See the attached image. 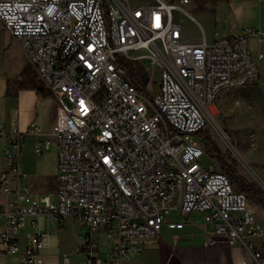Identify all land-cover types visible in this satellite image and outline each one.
I'll use <instances>...</instances> for the list:
<instances>
[{
	"label": "built area",
	"instance_id": "2783aa9c",
	"mask_svg": "<svg viewBox=\"0 0 264 264\" xmlns=\"http://www.w3.org/2000/svg\"><path fill=\"white\" fill-rule=\"evenodd\" d=\"M189 3L0 0V23L57 102L51 129L34 142L37 154L42 147L56 152L53 197L31 196L20 168L23 134L0 123L8 163L0 172V196L9 197L0 201V254L18 255L17 264H45L50 232L42 220L70 216L86 228L77 245L82 264H123L158 238L164 223L179 230L185 218L199 214L190 222L207 226L203 246L222 237L246 250L241 264H264L251 241L263 229L249 199L214 167L200 135L216 121L223 94L258 79L262 54H252L248 40H263L264 33L245 28L209 41L198 24L200 40L187 41L174 13L190 15ZM132 68L139 69L141 87L128 73ZM250 140L254 147L255 135ZM172 188H179V201H171ZM174 214L181 221L168 220ZM26 225L30 230L23 232ZM101 231L107 249L99 246Z\"/></svg>",
	"mask_w": 264,
	"mask_h": 264
},
{
	"label": "crops",
	"instance_id": "0c3cea01",
	"mask_svg": "<svg viewBox=\"0 0 264 264\" xmlns=\"http://www.w3.org/2000/svg\"><path fill=\"white\" fill-rule=\"evenodd\" d=\"M250 2L252 5L247 7L250 8V18L246 22L242 21L244 17L236 18L235 16V22L231 25L229 22V24L226 23L225 18H221L222 21L218 26L220 31H213L211 38L216 34L221 40H225L245 28H252L258 34H263L264 0H250ZM205 6L211 9L214 7L209 2H206ZM209 17L215 20L212 12ZM183 33V37L187 41L198 42L200 40V37L198 40H192L185 31ZM248 47L252 54L261 53L262 57L257 60L258 79L248 83L247 87L244 86L248 97L246 104L248 106L249 102H254L262 119L264 118V39L259 40L256 36H252L248 40ZM16 48L19 53L16 68L8 72L0 65V123L7 131L15 128L23 134L20 168L29 176L28 187L31 196L49 194L53 197L56 191V152L54 149H43L42 147V152L37 154L34 151V142L42 141L44 132L51 129L57 113V102L50 92L46 96L38 92V88L43 87L42 82L26 61L20 48ZM27 65L30 67L29 75L24 74ZM31 128L40 130V133L32 135L29 133ZM4 146L5 142L0 140V172L8 168L3 154ZM260 165H264V163ZM262 174L264 183V172ZM7 199L9 197L0 196L1 202H5ZM248 208L263 229V234L251 238V241L264 253V207L249 199ZM199 218V214L189 215L188 218H185L188 222L184 228L179 230H172L164 223L159 237L146 240L142 249L132 253L123 264H241V261L247 258V252L240 244H229L222 237L216 238L213 244L203 246L202 235L207 226L201 222H190ZM181 219L182 217L176 214L168 218L170 221H181ZM42 222L44 228L50 232L42 249L45 264H82V254H71L68 262L64 263L62 255L66 253H62L60 249L59 235L61 229L69 224L74 238V247H76L86 228L78 225L70 216L62 222L53 219H43ZM29 230L26 225L23 232ZM99 242H106L102 231L99 235ZM99 246H101L100 243ZM102 246H104L103 249L109 247L107 242ZM105 255V250L100 251L101 257L104 258ZM74 257L76 258L74 259ZM17 258L18 255L0 254V264H17Z\"/></svg>",
	"mask_w": 264,
	"mask_h": 264
},
{
	"label": "rangeland",
	"instance_id": "374dc122",
	"mask_svg": "<svg viewBox=\"0 0 264 264\" xmlns=\"http://www.w3.org/2000/svg\"><path fill=\"white\" fill-rule=\"evenodd\" d=\"M167 1L171 2L173 0ZM206 2L214 5L213 9L206 8ZM251 5L250 0H190V4L185 6V11L190 15L179 11L175 12L174 15L182 23L183 31L191 36L192 40L199 39L200 29L198 24H200L206 33L207 40L210 41L213 31H220L218 26L222 21L221 18H225L226 23L229 22L231 25L235 22V16L236 18L244 17L242 21L246 22L250 18V8L247 7ZM211 12L214 14L215 20L209 17ZM16 47L20 48L15 39L0 23V65L8 72L13 71L18 64L19 53ZM29 71L30 67L27 65L24 74L29 75ZM246 87L232 89V91L223 94L216 102L215 119L231 145H227L220 138L218 132L213 128L214 126L212 127V119V124L209 123L204 131H207L220 150L228 152V161L235 165L239 174L247 180L254 181L264 190L261 177L264 172V165H260L264 163V118L261 119L259 116L255 104L253 109L248 108L249 105L246 104L248 99L245 92ZM236 99L240 101V104L234 103ZM251 134L256 137L254 147L251 145ZM213 160L214 167L221 171L217 161ZM59 242L62 253H66L62 257L67 255L70 258L71 254H81L77 253V246L74 247V238L69 224L61 229ZM103 244H106V242H100L101 248H104Z\"/></svg>",
	"mask_w": 264,
	"mask_h": 264
},
{
	"label": "trees",
	"instance_id": "16d2710c",
	"mask_svg": "<svg viewBox=\"0 0 264 264\" xmlns=\"http://www.w3.org/2000/svg\"><path fill=\"white\" fill-rule=\"evenodd\" d=\"M131 65V64H130ZM128 73L134 78L135 83L138 87H141V81L139 76V69L132 68L128 70ZM38 92L43 95H49L50 93L43 87L38 88ZM201 139L204 145V152L210 158L215 159L219 165L220 170L225 173L231 183V186L237 190L243 192L248 199L256 202L257 204L264 207V191L251 180H247L241 174L238 173L234 164L229 163V154L227 151H222L212 140L204 130L200 131Z\"/></svg>",
	"mask_w": 264,
	"mask_h": 264
},
{
	"label": "bare ground",
	"instance_id": "6f19581e",
	"mask_svg": "<svg viewBox=\"0 0 264 264\" xmlns=\"http://www.w3.org/2000/svg\"><path fill=\"white\" fill-rule=\"evenodd\" d=\"M250 82L251 81H244V84H235L232 86V89L242 88ZM249 103H253V102H249ZM212 120H213L214 129L218 132L219 136H221L224 139L225 143L230 146L231 143L228 141L226 135H224V133L221 131V127L219 126V124L213 118ZM181 183H188V175H181ZM171 201H179V188H172Z\"/></svg>",
	"mask_w": 264,
	"mask_h": 264
},
{
	"label": "water",
	"instance_id": "95a60500",
	"mask_svg": "<svg viewBox=\"0 0 264 264\" xmlns=\"http://www.w3.org/2000/svg\"><path fill=\"white\" fill-rule=\"evenodd\" d=\"M144 80H145V78H144Z\"/></svg>",
	"mask_w": 264,
	"mask_h": 264
}]
</instances>
